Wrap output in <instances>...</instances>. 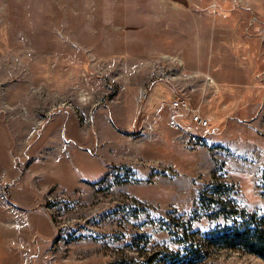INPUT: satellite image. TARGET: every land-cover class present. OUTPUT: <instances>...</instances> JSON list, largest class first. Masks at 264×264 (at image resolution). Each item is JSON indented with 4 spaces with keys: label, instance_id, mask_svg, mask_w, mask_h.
<instances>
[{
    "label": "rangeland",
    "instance_id": "rangeland-1",
    "mask_svg": "<svg viewBox=\"0 0 264 264\" xmlns=\"http://www.w3.org/2000/svg\"><path fill=\"white\" fill-rule=\"evenodd\" d=\"M242 231L264 0H0V264H264Z\"/></svg>",
    "mask_w": 264,
    "mask_h": 264
},
{
    "label": "trees",
    "instance_id": "trees-1",
    "mask_svg": "<svg viewBox=\"0 0 264 264\" xmlns=\"http://www.w3.org/2000/svg\"><path fill=\"white\" fill-rule=\"evenodd\" d=\"M256 235L255 237L252 236ZM257 234H249L247 232H235L229 236H223L219 240L227 246H244L249 250H252L254 254L264 259V244L261 237H257ZM263 244V245H262ZM242 248V247H241Z\"/></svg>",
    "mask_w": 264,
    "mask_h": 264
},
{
    "label": "built area",
    "instance_id": "built-area-1",
    "mask_svg": "<svg viewBox=\"0 0 264 264\" xmlns=\"http://www.w3.org/2000/svg\"><path fill=\"white\" fill-rule=\"evenodd\" d=\"M173 108L178 110L181 109L183 112L188 113L190 115L191 122L197 126L206 127L208 125V120L204 119L196 110L191 109L182 99L173 102Z\"/></svg>",
    "mask_w": 264,
    "mask_h": 264
}]
</instances>
